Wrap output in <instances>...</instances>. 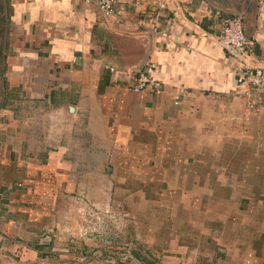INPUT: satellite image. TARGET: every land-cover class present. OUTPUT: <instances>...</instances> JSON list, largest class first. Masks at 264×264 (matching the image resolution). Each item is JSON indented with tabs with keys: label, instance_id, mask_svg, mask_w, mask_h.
Instances as JSON below:
<instances>
[{
	"label": "crops",
	"instance_id": "crops-1",
	"mask_svg": "<svg viewBox=\"0 0 264 264\" xmlns=\"http://www.w3.org/2000/svg\"><path fill=\"white\" fill-rule=\"evenodd\" d=\"M117 8L103 17L84 0H0V264H264V201L252 214L243 198L240 212H215L227 200L192 190L231 187L214 176L230 168L211 165L213 141L264 114L263 93L247 115L232 72L264 70V0ZM235 14L245 57L218 42ZM141 76L152 82L134 91ZM154 187L190 194L148 212L140 191ZM88 204L114 216L95 237Z\"/></svg>",
	"mask_w": 264,
	"mask_h": 264
},
{
	"label": "rangeland",
	"instance_id": "rangeland-1",
	"mask_svg": "<svg viewBox=\"0 0 264 264\" xmlns=\"http://www.w3.org/2000/svg\"><path fill=\"white\" fill-rule=\"evenodd\" d=\"M234 67L235 66L232 67V72L236 78ZM248 90L249 101H251L253 95H255V99L258 102H262L261 97L263 96V91L261 89L249 85ZM257 109L254 110L253 108L254 112H258ZM261 113L262 110L260 114L257 113L255 115L256 119L253 124H248V116H245V121L241 123L240 129L236 128L237 126L233 125L232 128L229 129V137L226 133H223L221 141H213L214 147L212 149L214 150V156L211 157V165L216 168L218 166H226L229 164L230 168L229 170L226 169V174L221 173L217 175L215 172H213L214 176L219 182L228 180L231 187H220V189L213 188L208 190L195 188L192 190L193 192L198 193L203 198L208 197L210 194L212 198H221L223 199V201L224 199L227 200L226 203L228 204L226 205L223 203L216 204V202L213 200L210 203V207H213L215 212H240L239 210H237V208H234L235 206H233V203L240 198L246 200V202L244 203L245 205L241 204L239 207L240 210H242V208L244 209L242 210V212L252 214L253 212H256L258 208H261V206H259L258 204H252V202L255 201H264V199H261L262 197H264V114L261 115ZM247 115L250 114L247 113ZM215 129L216 128H214V130ZM226 136L228 139L225 138ZM249 138H251L250 141L247 140ZM240 144H242V146H240ZM238 145L242 150L239 155L229 156L227 159L224 157V155H222L221 150H223L224 147L235 154L236 150L239 149ZM238 181H244V184H246L247 187H245L244 189L237 188L236 182ZM143 189L144 190H141L140 193L144 191V196L147 195L152 199L151 201H148L149 204H147L146 210L148 212H155L156 210L158 211L166 208L173 209L174 206H177V204H175V201H180L190 194L186 192L185 188L177 190H162L161 188L156 187H154L153 189ZM207 191H209V193H207ZM170 202H172V204H169ZM234 205L237 206V204ZM79 258L80 257H77V260Z\"/></svg>",
	"mask_w": 264,
	"mask_h": 264
},
{
	"label": "built area",
	"instance_id": "built-area-1",
	"mask_svg": "<svg viewBox=\"0 0 264 264\" xmlns=\"http://www.w3.org/2000/svg\"><path fill=\"white\" fill-rule=\"evenodd\" d=\"M85 2H94L103 17H110L118 13L117 8L120 0H84ZM218 42L222 49L229 54L236 56H246L249 51L250 43L243 31V16L235 14L228 16L224 20L222 29L218 35ZM240 62L234 67L236 74V85L243 89L244 95H249L248 86L252 85L261 89L264 93V70L260 68H251ZM237 71V72H236ZM152 82L147 76H141L136 79L133 86L134 91L145 88ZM177 102V100H175ZM254 103L247 101L246 111H253ZM249 113V112H248ZM82 211L87 223L86 230L92 237L98 235L100 229H108L109 223L113 222L114 216L107 210L101 211L95 205L88 204ZM106 215V216H104ZM106 217V219L104 218ZM115 223V222H114Z\"/></svg>",
	"mask_w": 264,
	"mask_h": 264
}]
</instances>
